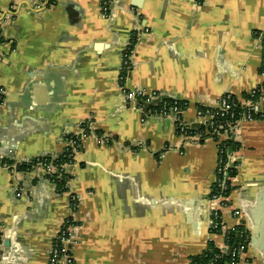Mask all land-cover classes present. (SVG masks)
I'll return each instance as SVG.
<instances>
[{"label": "crops", "instance_id": "obj_1", "mask_svg": "<svg viewBox=\"0 0 264 264\" xmlns=\"http://www.w3.org/2000/svg\"><path fill=\"white\" fill-rule=\"evenodd\" d=\"M108 1L104 11V0H0V264H49L68 218L74 264H190L210 241L227 252L239 225L249 236L243 259L264 264V118L241 124L234 189L214 233L218 144L185 141L171 117H144L122 89L186 101L187 121L227 93L243 98L264 83V0ZM84 123L91 133L66 168L67 191L42 168L19 169L60 155Z\"/></svg>", "mask_w": 264, "mask_h": 264}, {"label": "built area", "instance_id": "obj_2", "mask_svg": "<svg viewBox=\"0 0 264 264\" xmlns=\"http://www.w3.org/2000/svg\"><path fill=\"white\" fill-rule=\"evenodd\" d=\"M109 5V1L104 0L103 10L107 11ZM257 37L261 42V64L262 73L264 74V32L258 33ZM134 43L133 39L132 42H130V45L123 52L124 73L120 84L123 83L124 78L127 76L129 71ZM122 89H124V98L127 103H129L131 107L141 111L144 114V117H171L177 134L185 141L195 140L198 142H205L210 139L216 141L218 144V162L215 173V181L212 186L209 200L211 203H217V206L214 205L211 208L209 227L210 231L214 233L220 232L222 229L220 208L221 206H226L228 204V197L234 189L232 180L236 176L232 175L231 171H237L239 167L235 159L234 152H228L223 142L227 140L235 141L241 124L247 121L255 120L253 117L254 112L264 114V112L257 109V103L264 95V83L247 93L251 96L248 100L244 97L238 98L231 93H227L223 95L215 105H204L205 109L198 108L196 116L197 119L195 121H187L185 118V110L188 105L186 101L173 98V103L169 104L168 98L170 97L160 91L125 89L123 84ZM4 93V90L0 86V96L3 97ZM256 96H259V99H254V101L253 97ZM179 102H183V105H178ZM239 104L246 106L248 111L241 113V115L234 120L235 112L233 111V107H237ZM87 136L88 135L86 134H82L81 142H83ZM98 139L100 142L102 141V138L99 136ZM64 142L65 147L63 152L66 150L68 143L66 140ZM79 152L80 151H75L74 158ZM69 165V163L65 164L63 169H66ZM42 169L47 176V173L55 170V167L50 165L45 169ZM47 179L55 184L54 180H51L48 177ZM215 189L216 192H214ZM71 203L72 211L76 213L78 209V201L75 198H72ZM235 214L239 217V219L241 218V212L239 210H236ZM234 231H236L241 238L245 237V239L244 241L231 247L229 245V235ZM247 233L248 231L242 225H239L228 232L226 236L228 250L227 252L221 250L222 253H228L230 256V261L226 264H251L243 259V256L248 250L249 237ZM77 242V226L72 221V218H68L62 222L54 237L49 264H74L73 251ZM211 242L212 241H210V243ZM216 257L220 258L221 254H217ZM209 264H213V262H210Z\"/></svg>", "mask_w": 264, "mask_h": 264}, {"label": "trees", "instance_id": "obj_3", "mask_svg": "<svg viewBox=\"0 0 264 264\" xmlns=\"http://www.w3.org/2000/svg\"><path fill=\"white\" fill-rule=\"evenodd\" d=\"M245 99H250L251 96L245 93L243 95ZM169 104L173 103V98H168ZM254 99H259V96L253 97ZM255 101V100H254ZM183 102H179L178 105H183ZM199 109H205L204 105H198ZM233 111L235 112L234 120L241 115V113L248 111V108L246 106H242L239 104L237 107H233ZM253 117L255 119H263L264 114L260 112H254ZM83 132L81 134L75 135L68 133L65 136V140L68 142L66 150L62 152L60 155H50V154H42L39 156H36L32 159L23 161L22 164H20L19 169L20 170H34L35 168H46L48 166L55 167V170L47 173V177L51 180L55 181L57 191L59 193L65 192L68 190L69 181L71 179V175L66 169H63L64 165L69 163H74V155L75 151H81L82 150V142L81 137L82 134H90L91 131L88 127L87 123H84L82 125ZM224 146L226 147V150L228 152H235L239 148V144L236 141L227 140L223 142ZM41 164V165H39ZM232 175H236L237 171L232 170ZM216 192V189L214 190ZM212 195V194H211ZM210 197V196H209ZM241 229V228H238ZM248 235V233H247ZM249 237V236H248ZM1 238V237H0ZM245 237L241 238L236 231L231 232L229 235V245L231 247L237 245L238 243L244 241ZM1 243V239H0ZM221 254L220 258H217L216 255ZM230 261V256L228 253H222L220 249H218L212 242L209 243L208 249L204 251L202 254L194 256L191 258L192 264H209L210 262H213V264H226Z\"/></svg>", "mask_w": 264, "mask_h": 264}, {"label": "water", "instance_id": "obj_4", "mask_svg": "<svg viewBox=\"0 0 264 264\" xmlns=\"http://www.w3.org/2000/svg\"><path fill=\"white\" fill-rule=\"evenodd\" d=\"M132 5L134 6V7H140V3L137 1V2H134V3H132ZM264 198V195H263V193L259 196V203H260V201H262V199ZM259 231H261V229H260V226L258 225L257 227H255V229H254V232L255 233H259ZM255 240V239H254ZM5 245H10V240H8V241H5Z\"/></svg>", "mask_w": 264, "mask_h": 264}]
</instances>
